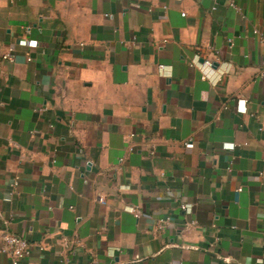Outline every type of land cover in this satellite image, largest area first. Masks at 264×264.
Returning <instances> with one entry per match:
<instances>
[{
	"label": "crops",
	"instance_id": "0c3cea01",
	"mask_svg": "<svg viewBox=\"0 0 264 264\" xmlns=\"http://www.w3.org/2000/svg\"><path fill=\"white\" fill-rule=\"evenodd\" d=\"M254 30L264 0H0V233L24 264H264Z\"/></svg>",
	"mask_w": 264,
	"mask_h": 264
},
{
	"label": "built area",
	"instance_id": "2783aa9c",
	"mask_svg": "<svg viewBox=\"0 0 264 264\" xmlns=\"http://www.w3.org/2000/svg\"><path fill=\"white\" fill-rule=\"evenodd\" d=\"M230 6L232 8H234L236 11L240 12V8L238 6H236V4H234L233 2H230ZM214 9V8H213ZM256 34H259V38L260 41L264 40V36L259 33L257 30L253 31ZM20 44L22 45H27L28 46V40L27 39H23ZM12 49H9L4 55L3 58H10L12 57ZM27 60L30 61V57H27ZM202 65L204 67H210L212 65V61L211 60H204ZM160 68H162V66H160ZM262 76H264V73L262 72ZM203 79H206L207 76L204 74L202 75ZM245 102V101H243ZM41 109H38L36 111H40ZM237 111L240 113H246L247 109H246V105L245 103H241L240 105H238L237 107ZM134 134H130L129 137H133ZM191 139H188L184 142V145L187 146L191 143ZM129 149H132L131 146L129 147ZM54 157V155H53ZM54 162V159L52 160ZM123 159H120V162H122ZM18 185V180L14 179L11 183V187L13 188V191L15 190L16 186ZM240 190V189H238ZM99 201H102V198L99 197L98 198ZM180 208L185 211V212H190L191 210V205L186 204V203H181L180 204ZM135 215H138V211H134ZM169 223V219L168 218H164V219H159L156 223V228L158 230L163 229L167 224ZM191 224H194V221L191 222ZM0 254H4L7 255L10 260H11V264H24L25 259L27 258V256L29 255V244L27 243L26 239L23 238L20 235H17L11 231H4L0 233ZM65 263L69 264V262L67 261V259H65ZM36 264H41V263H36Z\"/></svg>",
	"mask_w": 264,
	"mask_h": 264
}]
</instances>
